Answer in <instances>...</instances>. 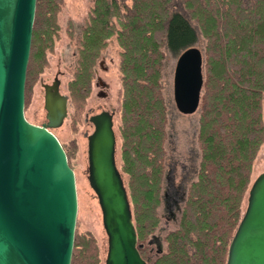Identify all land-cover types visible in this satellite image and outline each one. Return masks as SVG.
I'll use <instances>...</instances> for the list:
<instances>
[{
  "label": "trees",
  "instance_id": "obj_1",
  "mask_svg": "<svg viewBox=\"0 0 264 264\" xmlns=\"http://www.w3.org/2000/svg\"><path fill=\"white\" fill-rule=\"evenodd\" d=\"M60 1L36 0L24 106L58 38ZM127 1L92 0L77 37L69 24L68 35L78 42L69 97L81 111L96 60L115 37L122 91L121 168L128 175L138 251L147 264H225L253 162L264 142V0ZM193 22L206 41L199 164L178 225L164 237L165 250L152 251L144 242L160 220L165 174L167 120L159 84L163 49L178 56L194 45ZM93 243L87 235H75L70 264H98Z\"/></svg>",
  "mask_w": 264,
  "mask_h": 264
},
{
  "label": "water",
  "instance_id": "obj_2",
  "mask_svg": "<svg viewBox=\"0 0 264 264\" xmlns=\"http://www.w3.org/2000/svg\"><path fill=\"white\" fill-rule=\"evenodd\" d=\"M36 0H0V264H70L77 213L75 175L52 133L68 114L59 80L43 84L46 122L24 115V86ZM204 57L192 45L177 56L173 101L199 109ZM88 183L107 236L104 264H147L137 247L131 203L116 161L113 112L88 118ZM225 264H264V172L251 183Z\"/></svg>",
  "mask_w": 264,
  "mask_h": 264
},
{
  "label": "rangeland",
  "instance_id": "obj_3",
  "mask_svg": "<svg viewBox=\"0 0 264 264\" xmlns=\"http://www.w3.org/2000/svg\"><path fill=\"white\" fill-rule=\"evenodd\" d=\"M126 3L130 5L129 0ZM92 4V0L60 1L57 14L58 38L54 42L53 49L46 53L45 68L32 85L27 103L24 106V115L33 124L39 125L46 122L43 107V84H51L54 78L57 77L60 81V92L69 98L68 114L62 125L51 131L64 147V151L70 153L67 160L75 175L77 213L74 237L75 235L77 237L83 235L91 237L98 256V264H104L107 252V236L102 226L97 197L89 186L87 179V136L93 131V125L88 120L91 115L102 110L113 112L114 130L117 136V167L121 172L129 196L128 175L121 168L119 125L122 91L119 71L120 48L115 37L108 40L107 47L104 48L96 60L90 92L80 108L81 111H76L74 108L67 89V84L72 79L76 69L78 48L76 39H71L68 35V27L69 24H72L73 34L77 37ZM192 24L197 31V41L194 45L202 51L204 57L206 41L195 23ZM163 50L165 57L159 84L166 108L167 120L163 161L165 174L162 184V199L157 209L160 220L155 231L148 235L144 242L145 245L149 243L152 246V251L156 249L164 251L166 248L165 235L177 227L186 190L196 178L200 158L197 142L200 105L199 109L193 114H182L176 109L173 101V73L177 56L171 54L166 48ZM76 114L77 121L74 120ZM262 120L264 124V101L262 102ZM262 172H264V142L253 162L248 189L241 203V215L245 210L249 187L252 181Z\"/></svg>",
  "mask_w": 264,
  "mask_h": 264
},
{
  "label": "flooded vegetation",
  "instance_id": "obj_4",
  "mask_svg": "<svg viewBox=\"0 0 264 264\" xmlns=\"http://www.w3.org/2000/svg\"><path fill=\"white\" fill-rule=\"evenodd\" d=\"M55 78H57V77H55ZM55 78H54V79H55ZM57 79H58V78H57ZM58 80H59V79H58ZM52 82H53V81H52ZM59 84H60V81H59Z\"/></svg>",
  "mask_w": 264,
  "mask_h": 264
}]
</instances>
